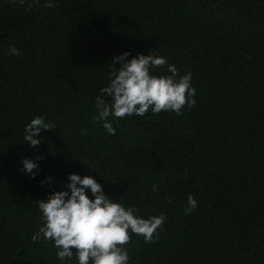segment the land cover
Segmentation results:
<instances>
[{
    "label": "trees",
    "instance_id": "1",
    "mask_svg": "<svg viewBox=\"0 0 264 264\" xmlns=\"http://www.w3.org/2000/svg\"><path fill=\"white\" fill-rule=\"evenodd\" d=\"M52 2L0 0V264H78L31 239L44 223L37 199L72 173L139 216L167 217L152 242L130 233L129 264H264V0ZM126 51L191 72L195 106L110 115L108 133L95 101ZM36 116L55 127L32 148Z\"/></svg>",
    "mask_w": 264,
    "mask_h": 264
},
{
    "label": "clouds",
    "instance_id": "2",
    "mask_svg": "<svg viewBox=\"0 0 264 264\" xmlns=\"http://www.w3.org/2000/svg\"><path fill=\"white\" fill-rule=\"evenodd\" d=\"M21 4L24 0H20ZM45 7H54L52 0H45ZM12 55H19L16 47H11ZM130 52H124L112 58L114 67L108 83L96 97V109L99 113L94 119L103 122L110 134L116 129L108 119L111 115L117 119L126 116H144L149 110L153 114L162 111H173L182 114L185 106L193 107L196 89L192 86V74L180 75L174 64L155 52L143 53L127 59ZM167 65L170 75H155L153 68ZM108 97L109 100H106ZM51 121L45 122L43 116H36L25 127V142L35 148L40 144V133L53 130ZM87 134V129L82 135ZM42 159V157H38ZM26 174L35 178L38 163L31 158L22 159ZM51 177L42 181V185L50 182ZM66 190L53 191L47 199H37L44 223L31 237L33 242L41 239L53 241L58 249L57 257L64 261L74 255L78 264H129L130 256L125 245L131 241V235L142 236L145 242L158 238V230L162 228L167 217L164 214L152 215L148 218L137 215L134 206L125 207L105 194L103 186L92 176L72 173ZM158 191L157 185H152ZM91 192V198L88 191ZM188 207L185 213L190 214L197 207V200L188 196ZM75 249V252L73 251Z\"/></svg>",
    "mask_w": 264,
    "mask_h": 264
}]
</instances>
